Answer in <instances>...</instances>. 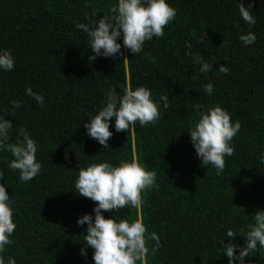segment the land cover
<instances>
[{
	"label": "trees",
	"instance_id": "1",
	"mask_svg": "<svg viewBox=\"0 0 264 264\" xmlns=\"http://www.w3.org/2000/svg\"><path fill=\"white\" fill-rule=\"evenodd\" d=\"M0 264H264V0H0Z\"/></svg>",
	"mask_w": 264,
	"mask_h": 264
},
{
	"label": "water",
	"instance_id": "2",
	"mask_svg": "<svg viewBox=\"0 0 264 264\" xmlns=\"http://www.w3.org/2000/svg\"><path fill=\"white\" fill-rule=\"evenodd\" d=\"M140 219H141V217H140ZM143 257H144V251H143Z\"/></svg>",
	"mask_w": 264,
	"mask_h": 264
}]
</instances>
